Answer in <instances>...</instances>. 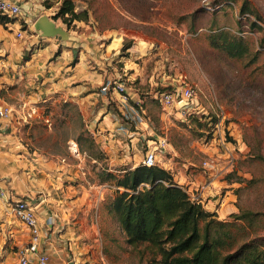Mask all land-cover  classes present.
I'll return each instance as SVG.
<instances>
[{
    "label": "rangeland",
    "instance_id": "rangeland-1",
    "mask_svg": "<svg viewBox=\"0 0 264 264\" xmlns=\"http://www.w3.org/2000/svg\"><path fill=\"white\" fill-rule=\"evenodd\" d=\"M72 1L76 11L88 12V20L67 26L58 19L61 26L77 42L100 36L101 51L109 50V43L113 52L119 49L114 59L106 51L103 73L116 75L110 81L124 80L127 88L138 89V105L130 104V114L125 111L118 117L133 129L141 121L148 128L137 144L126 137L114 143L118 154L112 159L91 134L90 113L83 119L74 101L62 117L54 116L51 128L42 116L28 122L25 136L33 145L65 156L72 171L66 182L86 191L91 188L75 208L66 207L71 213L65 210L66 216L59 218L64 227L57 234L69 229L71 241L79 247L75 251L66 246L64 263L148 264V251L143 245L130 246L108 212L115 187L109 181L101 183L99 176L142 163L146 150L160 139L165 144L157 151L156 165L170 161V171L183 180L190 198L214 212L220 222L215 233H227L226 247L245 243L264 253V0ZM243 1L252 11L249 18L239 12ZM256 16L263 30L248 25ZM221 31L242 38L248 53L230 57L215 48L212 39L221 45L216 38ZM183 84L194 89L191 109L163 107L155 100L157 87L178 89ZM192 110L197 115L187 119ZM87 134L96 145L88 147ZM71 139L78 154L68 149ZM124 152L127 156L121 157Z\"/></svg>",
    "mask_w": 264,
    "mask_h": 264
},
{
    "label": "crops",
    "instance_id": "crops-1",
    "mask_svg": "<svg viewBox=\"0 0 264 264\" xmlns=\"http://www.w3.org/2000/svg\"><path fill=\"white\" fill-rule=\"evenodd\" d=\"M13 1L21 6L20 16L6 18L0 15V97L12 108L10 117L0 119V190L4 191L0 194V264L15 261L17 249L30 238L28 227L7 207L9 198L25 199L35 207L45 236L44 249L53 262L77 264L75 261L64 263L66 246L75 251L79 248L77 241H71L73 232L68 229L57 234L60 232L57 227L60 230L64 227L59 218L66 216V207L75 208L91 188L86 191L85 187L66 182L72 171L65 156L33 145L31 138L25 136L28 122L42 116L51 122L48 124L51 128L54 116L62 117L68 111L69 102L74 101L83 119L90 113L91 134L112 159H117L118 154L114 143H121L122 137L133 145L139 143L148 124L141 121L137 126L140 130H126L127 124L118 117L125 111L130 114L129 101L137 102L138 89L131 85L125 87L127 99L115 90L109 95L100 92L99 87L105 80L116 78L115 74L112 77L103 73L108 49L101 51L100 36L92 41L77 42L69 34L66 38L47 37L34 28L33 23L40 15H47L61 26L59 20L53 18L61 0ZM18 31L22 33L20 37L16 36ZM110 46L109 43V58L114 59L112 55L119 49L113 52L116 49ZM128 145L127 142L123 147ZM149 148L154 150L158 145ZM126 152L121 157L127 156ZM137 163L133 162L131 166ZM170 165L167 161L159 166L170 170ZM174 179L183 183L176 173ZM53 213L60 226H53L50 231L46 218ZM81 223L84 225L83 221ZM30 264H36V261Z\"/></svg>",
    "mask_w": 264,
    "mask_h": 264
},
{
    "label": "trees",
    "instance_id": "trees-1",
    "mask_svg": "<svg viewBox=\"0 0 264 264\" xmlns=\"http://www.w3.org/2000/svg\"><path fill=\"white\" fill-rule=\"evenodd\" d=\"M222 1L230 4V0ZM239 12L248 18L252 14L246 1L240 5ZM256 17L248 21V25L263 30L261 19ZM53 18L61 19L69 26L74 20H88V12L76 11L72 0H62ZM216 38L222 44L212 39V45L225 50L230 57L248 53L249 48L242 38L229 37L226 31H221ZM116 81L105 80L99 87L100 92L109 95ZM165 89H172V86L157 87L153 95ZM155 100L163 106L158 98L155 97ZM135 103L129 101V104ZM136 115L140 119L139 114ZM195 115L192 110L187 114V119ZM193 119L199 120L198 117ZM198 124L202 125L201 122ZM127 126L132 131L137 130V126L133 129L132 124ZM84 140L88 147L96 145L89 134ZM161 148H156V155ZM121 171H103L99 176L101 183L109 181L115 187L107 210L115 216L126 242L133 247L143 245L148 251V264H264V253L256 247L244 243L228 249L227 233H215L220 222L213 218L214 212L204 209L190 198L170 170L156 164L147 166L139 163Z\"/></svg>",
    "mask_w": 264,
    "mask_h": 264
},
{
    "label": "built area",
    "instance_id": "built-area-1",
    "mask_svg": "<svg viewBox=\"0 0 264 264\" xmlns=\"http://www.w3.org/2000/svg\"><path fill=\"white\" fill-rule=\"evenodd\" d=\"M22 13L21 6L13 0H0V15L6 18H15ZM22 35L21 31L16 33L17 37ZM125 84L121 81L114 82L113 90L119 93L123 99H127ZM154 97L158 98L164 107H173L176 104V108L179 109L178 104L180 102H188L187 105L181 106L183 109L192 104L194 98V89L190 84H183L178 89H165L162 92H156ZM180 107V108H181ZM191 109V108H190ZM188 111V110H187ZM189 112V111H188ZM12 108L7 102L0 97V119L8 118L11 116ZM186 113V111H182ZM165 144V139L158 141V146ZM68 149L71 153L78 154V146L74 140L68 141ZM155 150H146L142 163L147 166L156 164ZM206 165V163H204ZM210 166L211 164H207ZM4 191L0 190V194ZM9 210L28 227L30 232V238L27 244L20 246L17 251V258L15 261H9L4 264H30L35 260L36 264H58L51 260L49 252L44 249V238L38 217L35 211V207L25 199L9 198L6 201ZM46 225L50 231L53 226L59 225L58 218L53 213L46 218ZM60 230V229H59ZM58 230V231H59Z\"/></svg>",
    "mask_w": 264,
    "mask_h": 264
},
{
    "label": "water",
    "instance_id": "water-1",
    "mask_svg": "<svg viewBox=\"0 0 264 264\" xmlns=\"http://www.w3.org/2000/svg\"><path fill=\"white\" fill-rule=\"evenodd\" d=\"M33 26L36 30L40 31L43 36H55L59 35L62 38L67 37L66 30L60 26L56 25L55 22L49 18L47 15H40L34 21ZM188 102H180L178 107L180 108L183 105H187Z\"/></svg>",
    "mask_w": 264,
    "mask_h": 264
}]
</instances>
